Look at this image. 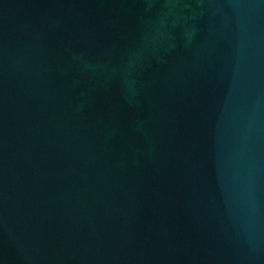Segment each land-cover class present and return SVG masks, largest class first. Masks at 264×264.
I'll return each instance as SVG.
<instances>
[{
  "label": "water",
  "instance_id": "1",
  "mask_svg": "<svg viewBox=\"0 0 264 264\" xmlns=\"http://www.w3.org/2000/svg\"><path fill=\"white\" fill-rule=\"evenodd\" d=\"M0 264H264V0H0Z\"/></svg>",
  "mask_w": 264,
  "mask_h": 264
}]
</instances>
